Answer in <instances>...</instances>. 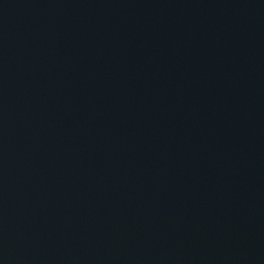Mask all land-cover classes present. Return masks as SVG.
Wrapping results in <instances>:
<instances>
[{"label":"water","instance_id":"95a60500","mask_svg":"<svg viewBox=\"0 0 264 264\" xmlns=\"http://www.w3.org/2000/svg\"><path fill=\"white\" fill-rule=\"evenodd\" d=\"M0 264H264V0H0Z\"/></svg>","mask_w":264,"mask_h":264}]
</instances>
